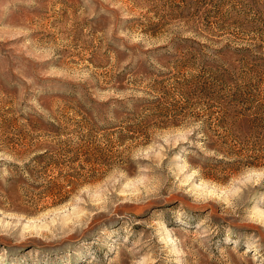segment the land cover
<instances>
[{"label": "rangeland", "instance_id": "rangeland-1", "mask_svg": "<svg viewBox=\"0 0 264 264\" xmlns=\"http://www.w3.org/2000/svg\"><path fill=\"white\" fill-rule=\"evenodd\" d=\"M0 264H264V0H0Z\"/></svg>", "mask_w": 264, "mask_h": 264}, {"label": "trees", "instance_id": "trees-1", "mask_svg": "<svg viewBox=\"0 0 264 264\" xmlns=\"http://www.w3.org/2000/svg\"><path fill=\"white\" fill-rule=\"evenodd\" d=\"M217 114H218V117L216 118V120L219 123L227 122L231 118V112H229L227 109H225L223 107V105L220 106V111L217 112Z\"/></svg>", "mask_w": 264, "mask_h": 264}]
</instances>
